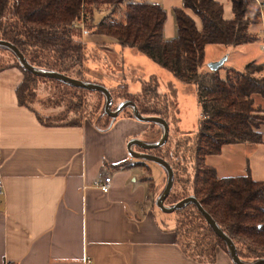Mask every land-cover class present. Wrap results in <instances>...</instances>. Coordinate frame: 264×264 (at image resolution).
<instances>
[{
    "label": "trees",
    "instance_id": "trees-1",
    "mask_svg": "<svg viewBox=\"0 0 264 264\" xmlns=\"http://www.w3.org/2000/svg\"><path fill=\"white\" fill-rule=\"evenodd\" d=\"M231 2L233 17L226 20L222 17V5L216 0H182V8L174 9L176 36L166 39L162 32L166 13L157 3L132 0H0V41L16 47L35 68L105 86L99 80L84 76L86 62L93 60L90 57L93 48L85 45L80 35L81 32L92 33L146 56L179 82L192 85L201 117L197 129L187 131L185 135V140L192 142L188 144L192 148L187 149L190 166L186 162L183 164L186 159L183 152V156H174L164 151L167 142L158 147H138V150L162 158L173 170L172 188L164 199V205L173 206L182 199L194 197L234 243L238 257L253 262L264 259V180L253 179L248 171L242 175L220 177L215 168L205 162L206 156L219 154L224 145L262 142L258 128L264 121V114L259 115L263 110L255 106L254 97L264 98V74H261L264 62L250 61L241 69L221 65L224 75L219 74L220 68H202L206 45L236 47L258 40L248 29L251 21L246 14V1ZM100 8L106 12L96 23L93 13ZM185 9L200 20L199 27ZM4 48L0 46V51H7L13 62L0 61V71L11 67L22 71L23 78L16 90L18 102L34 110L43 125H79L82 122L79 117L88 113L82 93L105 96L101 91L35 75L21 66L11 50ZM40 82H49L53 88L52 96L40 103H48L50 107L63 106L62 113L41 115L34 109V87ZM140 84V90L135 93L128 91L126 83L117 88L122 94L119 103L129 101L141 116L160 117L168 123L169 111L160 98L158 80L150 76L147 80H140ZM106 88L112 97L114 110L119 105L113 107L116 91ZM127 109L123 108L118 116L135 118ZM67 114L74 117L66 120ZM88 116V121L99 128H107L118 117L112 119L104 109L97 117H94L95 109ZM148 124L150 129L157 123ZM155 141L157 139L149 143ZM182 169L191 172L182 177ZM150 187L154 188L153 184ZM172 213L175 214V243L184 254L205 263L216 260L217 249L229 254L226 243L213 231L194 202Z\"/></svg>",
    "mask_w": 264,
    "mask_h": 264
},
{
    "label": "crops",
    "instance_id": "crops-1",
    "mask_svg": "<svg viewBox=\"0 0 264 264\" xmlns=\"http://www.w3.org/2000/svg\"><path fill=\"white\" fill-rule=\"evenodd\" d=\"M132 1L161 5L166 13L163 37L176 36L174 9L182 8V0ZM216 1L222 5V17L230 20L231 0ZM245 1L248 29L258 40L236 47L206 45L204 70L220 60L234 68L240 67L236 63L243 67L250 61L264 62V8L261 0ZM185 11L199 27L200 20ZM94 42L91 38L86 44L94 48ZM112 45L123 56L130 49ZM120 58L125 63L130 57ZM219 74L224 75L223 68ZM22 78L17 67L0 71V264H84L85 256L91 264H233L220 249L213 263L184 254L175 243L174 225L148 204L151 183L157 184L166 171L155 163L161 170L154 180L146 160L128 155L129 149L140 152L137 146L128 148L130 140L149 143L143 138L148 122L119 115L107 128L88 120L79 125H43L34 110L18 102L16 90ZM254 103L264 114V98L256 95ZM258 132L261 143L224 145L205 162L220 177L248 171L253 179L264 180V121ZM213 157L215 163L209 164ZM105 177L110 178L106 192L99 187Z\"/></svg>",
    "mask_w": 264,
    "mask_h": 264
},
{
    "label": "rangeland",
    "instance_id": "rangeland-1",
    "mask_svg": "<svg viewBox=\"0 0 264 264\" xmlns=\"http://www.w3.org/2000/svg\"><path fill=\"white\" fill-rule=\"evenodd\" d=\"M103 9L104 8L94 10V22L97 23L103 17L104 13L101 11ZM91 35L93 34H84L82 32L80 35L81 41L85 43V45H87L86 41L91 40V38H93L95 41L94 43L97 44L94 46L92 54H90V57H92L93 60L86 62L84 66V76L88 79L99 80L106 87L112 88L113 91L115 90L116 92L114 94L115 97L113 101V107H115L117 104H120L119 102L122 100V94L119 91L121 89L118 90L117 88L124 86V82L127 84L129 92H135L140 90V80H147L151 75H154L158 80V92L160 93L162 103L167 106L169 111V141H167V143L164 145V151L166 153L168 152L169 155L171 153L174 156H183V154H185L186 159L183 161V164L186 162V165L190 166L191 160L189 159V151H187V149L192 148V146H188V144L191 145L192 142L191 140L190 142H187L185 140V135L187 134V131L192 132L197 129L198 121L201 117V111L196 99L194 87L192 85L179 82L171 73L162 69L156 63L149 60L142 54L128 49L125 50L127 52H124L125 56H123L120 48L112 45L115 42H102L100 37H91ZM4 49L9 50L8 48ZM127 55L130 57L129 62L125 61V63H122L120 57H127ZM234 56L235 54H232L231 57ZM0 61L11 63L13 62V57H11L7 51H0ZM236 64L240 66L238 69L242 68V65H239V63ZM220 73L222 74L223 71L221 70ZM261 74H264V71ZM52 90V84L49 82L36 83V86L34 87L35 96L32 101V106L41 115H58L64 110L63 106L50 107L48 106L50 105L48 103H40L41 100L52 96ZM82 99L87 105L86 109L88 113L95 109L94 117H97L98 114L103 111L106 103L105 96H100L95 93L83 92ZM160 106H162V104H160ZM111 110H113L112 107ZM127 110L133 112L131 107H128ZM88 113L80 116L79 119L82 121L90 119ZM259 115H262V113L259 112ZM72 117H74L73 114H67L66 120L71 119ZM162 135L163 125L154 124V126H150V129H148V132L143 135V138H145L147 141H153V139L159 140ZM182 152L183 154H181ZM216 159L217 158L215 157L208 158V163H215L214 160ZM146 163L151 168V176L154 178V180H156L158 178V174L160 173L161 167L151 161H146ZM182 171L183 173L180 172L182 173V177H186L187 174L191 172V170L183 169ZM166 180L167 174L164 172L163 177L157 182V184L151 183V185L153 184L154 188L151 187L152 189L149 191L148 204H151L154 208L158 209V213L163 217V220L168 222L169 225L173 226L175 223V214L172 212L165 213L161 211L156 205L159 195L163 192ZM165 207L169 208L170 206L167 204ZM164 217L166 219H164Z\"/></svg>",
    "mask_w": 264,
    "mask_h": 264
},
{
    "label": "water",
    "instance_id": "water-1",
    "mask_svg": "<svg viewBox=\"0 0 264 264\" xmlns=\"http://www.w3.org/2000/svg\"><path fill=\"white\" fill-rule=\"evenodd\" d=\"M0 46L6 47L9 50H11L15 54L17 59L19 60L21 66H23L26 70L30 71L31 73H33L35 75L49 77V78H55V79L61 80L63 82L69 83L71 85L81 87V88H85V89H89V90L101 91L105 95V98H106V103L104 106V112L108 116H110L112 119L116 118L123 108L131 107L133 109L134 117L138 121L155 122L157 124L163 125V135L159 140L152 142V143H147V142L139 141L137 139H132L128 142V148H130L132 145L137 146V147H141V148L158 147V146H163L167 142L168 135H169V124L164 119H162L160 117H143V116H141L140 113L138 112V110L136 109V107L134 106V104H132L129 101H123L114 110H111L112 97L110 95L109 90L105 86L100 85V84H96V83H87L84 81H79V80H76L74 78L67 77L61 73L48 72V71H45L42 69L35 68L27 62V60L22 55V53L13 45H11L7 42H4V41H0ZM223 62H224V60L213 62V63L208 65V68L210 70H217L218 68H220V66L223 64ZM128 155L132 158H136L139 160H146V161H151V162L157 163L165 169L166 174H167L166 184H165V187L163 189V192L159 195V197L156 201V205L158 206V208L161 211H163L165 213H171L174 210H176L177 208H180L189 202H194L197 205L198 209L203 213L207 223L212 227L213 231L226 243V245L228 247L229 255L232 259L233 264H264V259H260V260L253 261V262H246V261L241 260L236 253L234 243L231 241L230 238H228V236L225 233H223L220 230V228L214 222V220L208 214H206L203 211L201 206L195 201L194 197H192V196L187 197L185 199L180 200L175 205L170 206L169 208L165 207L164 199L168 195V193L170 192V190L172 188L173 175H174L173 170L167 161H165L162 158L157 157L155 155H151L149 153L136 152V151H132L130 149L128 150Z\"/></svg>",
    "mask_w": 264,
    "mask_h": 264
},
{
    "label": "built area",
    "instance_id": "built-area-1",
    "mask_svg": "<svg viewBox=\"0 0 264 264\" xmlns=\"http://www.w3.org/2000/svg\"><path fill=\"white\" fill-rule=\"evenodd\" d=\"M260 5H261V7L264 8V0L260 1ZM109 182H110V178L105 177L104 182L99 185L100 189H102V191H104V192L108 191ZM2 193H3V184H2V180L0 179V194H2ZM3 264H17V263L12 262V261H5ZM84 264H91V259L88 256L84 257Z\"/></svg>",
    "mask_w": 264,
    "mask_h": 264
}]
</instances>
